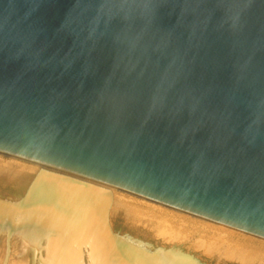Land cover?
Returning <instances> with one entry per match:
<instances>
[{
  "label": "water",
  "instance_id": "95a60500",
  "mask_svg": "<svg viewBox=\"0 0 264 264\" xmlns=\"http://www.w3.org/2000/svg\"><path fill=\"white\" fill-rule=\"evenodd\" d=\"M0 154L264 240V0H0Z\"/></svg>",
  "mask_w": 264,
  "mask_h": 264
},
{
  "label": "bare ground",
  "instance_id": "6f19581e",
  "mask_svg": "<svg viewBox=\"0 0 264 264\" xmlns=\"http://www.w3.org/2000/svg\"><path fill=\"white\" fill-rule=\"evenodd\" d=\"M0 157L11 160L0 158V237L21 240L8 243L10 253H37L45 244L43 264H74L83 251L89 252L90 264H264L262 239L52 167ZM113 191L147 206L133 211L125 202L112 203ZM56 252L61 260L53 258Z\"/></svg>",
  "mask_w": 264,
  "mask_h": 264
},
{
  "label": "rangeland",
  "instance_id": "374dc122",
  "mask_svg": "<svg viewBox=\"0 0 264 264\" xmlns=\"http://www.w3.org/2000/svg\"><path fill=\"white\" fill-rule=\"evenodd\" d=\"M0 158H2V160L3 161H5L6 162V160H7V162L9 161H11V160H9L8 158H5V157H0ZM13 162V161H12ZM38 174H40L41 176H42V174H43V172L40 170V171H38ZM45 176H47V175H45ZM52 178V177H51ZM41 190H43V188H39V189H37L33 194H35L36 192H40ZM50 189H45L44 191H49ZM117 193V194H116ZM11 194H13L12 192H11ZM111 194V195H110ZM120 194V195H119ZM15 195H16V197L19 195V194H16L15 193ZM115 195H117V196H115ZM124 195V196H123ZM109 196L113 199V201H112V203L113 202H115V201H117V202H119V203H121V202H125L124 204H128V206L131 208V210H133V211H135L136 209L138 210V209H141V207L142 206H145L146 204H143L144 202H139V205H138V201H140L139 199H137V198H134V197H131V196H126V194H124V193H121V192H115V191H113V192H111V193H109ZM20 197V196H19ZM23 196H21V198H22ZM117 197V198H116ZM120 197H122L123 199L125 198V201H120L119 200V198ZM21 198H19V199H21ZM19 199H17V200H19ZM25 199V201L26 202H28L29 201V198L27 197L26 198V196L25 197H23V200ZM28 201H27V200ZM130 199H131V201H130ZM133 199V200H132ZM44 201H47V199H46V197L43 199ZM136 200V201H135ZM30 201H31V199H30ZM32 202V201H31ZM134 202L135 203H137V204H134ZM116 203V202H115ZM140 203H142V204H140ZM112 205L113 204H111V209L113 208L112 207ZM147 206V205H146ZM153 206V205H152ZM136 207H138V208H136ZM155 208V207H154ZM136 210V211H137ZM172 214H174V212L172 213ZM175 216H181V217H184L183 215H180V214H178V213H175L174 214ZM186 218H189V217H186ZM189 220H191L192 222H194L195 224H197L198 225V223L200 224V226H205L207 223H204V222H199V221H197V220H194V219H189ZM203 223V224H202ZM207 226V225H206ZM208 226H211V225H208ZM26 227H28V226H26ZM8 236H9V234H8ZM12 236V234H10V237ZM239 236H242V235H239ZM243 237V236H242ZM244 238V237H243ZM246 238V237H245ZM248 238V237H247ZM11 239V240H10ZM10 239H7L6 241H3L2 242V238L0 237V245H4V249H1L0 248V264H43L44 263V260H45V256H43V255H45V253H44V250H45V244H42L41 246H40V248H41V251L40 252H37V253H34V252H31V253H29V252H25V251H22V252H15V253H10V251H9V248H7L8 247V243L10 242V243H12L13 245H19L20 243H21V240H19V241H15L14 242V239H15V237L13 238V236L10 238ZM248 239H250V238H248ZM4 243V244H3ZM45 243V242H44ZM7 244V245H6ZM6 252V253H5ZM6 254V255H5ZM85 254V255H84ZM155 252H153V253H151V256H155ZM4 255V256H3ZM11 255V256H10ZM89 252H87V251H83L82 253H80V255H79V257H78V260L76 261V262H74V264H90V258H89ZM2 256V257H1ZM31 256V257H30ZM53 256V258H56L57 260H61L62 259V257H60V255L59 254H57V252L54 254V255H52ZM80 256H81V258H80ZM9 257H12L11 259L9 258ZM2 258V259H1ZM8 258V259H7ZM72 258V257H71ZM87 259V260H86ZM12 261V262H11ZM31 261V262H30ZM37 261V262H36ZM14 262V263H13ZM73 261H71V263L70 264H73L72 263ZM51 264H55L54 262L53 263H51Z\"/></svg>",
  "mask_w": 264,
  "mask_h": 264
}]
</instances>
